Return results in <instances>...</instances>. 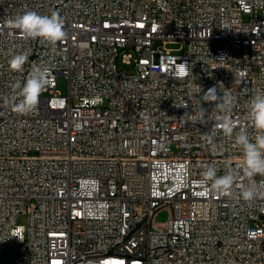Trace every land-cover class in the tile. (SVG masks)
Wrapping results in <instances>:
<instances>
[{
	"label": "built area",
	"instance_id": "1",
	"mask_svg": "<svg viewBox=\"0 0 264 264\" xmlns=\"http://www.w3.org/2000/svg\"><path fill=\"white\" fill-rule=\"evenodd\" d=\"M26 10L59 12L66 38H23L7 22ZM33 64L50 83L21 115L4 98ZM211 87L237 98V127L210 143L214 121L181 118L219 115L201 99ZM262 92L264 0H0V264H264V192L243 200L235 143L241 128L254 140ZM208 165L237 174L230 195L204 182Z\"/></svg>",
	"mask_w": 264,
	"mask_h": 264
},
{
	"label": "clouds",
	"instance_id": "2",
	"mask_svg": "<svg viewBox=\"0 0 264 264\" xmlns=\"http://www.w3.org/2000/svg\"><path fill=\"white\" fill-rule=\"evenodd\" d=\"M8 25L19 31L25 39H40L55 45L66 38L64 31L65 21L59 12L52 11L42 15L36 11L26 10L9 20ZM28 62V52H12L7 63L9 70L23 72L24 65ZM184 74H188V66L184 64ZM50 83V69L48 67L33 64L23 83L16 81L12 84V94L4 98V103L10 105L12 111L21 115H27L36 109L40 101L41 93ZM201 91V88H200ZM202 101L214 105L219 115L208 119L206 109L200 105L196 115L186 113L185 122L204 124L214 121L209 132L204 133L211 143L217 129L222 130L227 136H232L236 129V123L231 119V111L237 98L230 92L217 93L216 87L209 88L203 95ZM185 106V105H180ZM178 106V107H180ZM248 118L251 126L256 130L254 140L248 130L241 128L235 133V143L242 149L243 164L240 168L248 183L241 185V196L245 202H252L264 192V92L255 94L249 101ZM204 182H211V187L220 195H230L237 179L236 173L217 175V169L213 165L205 167L203 173ZM259 176L262 179L257 180Z\"/></svg>",
	"mask_w": 264,
	"mask_h": 264
},
{
	"label": "rangeland",
	"instance_id": "3",
	"mask_svg": "<svg viewBox=\"0 0 264 264\" xmlns=\"http://www.w3.org/2000/svg\"><path fill=\"white\" fill-rule=\"evenodd\" d=\"M160 43H156L155 47ZM224 46L223 42L214 43L215 48H222ZM168 49L174 50L175 54H183L187 50V46H182L180 43H171L166 46ZM56 93L62 96H66L68 93V81L64 77H59L57 81ZM170 216V212L168 209H164L157 214L154 218V224L157 226L164 225ZM21 223H25L24 219L20 220Z\"/></svg>",
	"mask_w": 264,
	"mask_h": 264
},
{
	"label": "snow or ice",
	"instance_id": "4",
	"mask_svg": "<svg viewBox=\"0 0 264 264\" xmlns=\"http://www.w3.org/2000/svg\"><path fill=\"white\" fill-rule=\"evenodd\" d=\"M181 72H183V69H181Z\"/></svg>",
	"mask_w": 264,
	"mask_h": 264
}]
</instances>
